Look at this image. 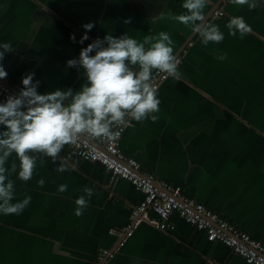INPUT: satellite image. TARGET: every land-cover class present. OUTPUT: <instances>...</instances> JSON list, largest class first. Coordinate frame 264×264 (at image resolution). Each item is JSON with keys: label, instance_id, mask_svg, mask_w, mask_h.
Masks as SVG:
<instances>
[{"label": "crops", "instance_id": "1", "mask_svg": "<svg viewBox=\"0 0 264 264\" xmlns=\"http://www.w3.org/2000/svg\"><path fill=\"white\" fill-rule=\"evenodd\" d=\"M220 1L206 0L203 13L224 39L204 46L191 25L175 19L186 14L183 0H0V43L14 49L0 64L9 84H21L34 72L39 94L68 88L75 93L86 77L66 61L78 59L97 38L125 35L142 42L167 32L174 55L192 41L179 79L169 76L157 90V121H130L119 148L142 172L180 186L187 197L264 243V0L253 9ZM218 8L224 14L211 17ZM234 16L251 28L243 37L228 34ZM90 22L87 40L69 39L75 34L79 41L82 25ZM30 155L37 158L33 177L16 180L13 200L28 195L30 204L19 215L0 213V264H245L177 214L170 218L173 230L141 223L111 258L98 261L102 249L116 248L119 238L110 230L127 224L141 193L126 179H110L100 164L75 156L68 145L56 163L42 153ZM62 161L69 170L60 173ZM41 178L43 187L37 185ZM61 184L67 185L64 193L58 192ZM85 187L94 195L77 217L74 202Z\"/></svg>", "mask_w": 264, "mask_h": 264}, {"label": "clouds", "instance_id": "2", "mask_svg": "<svg viewBox=\"0 0 264 264\" xmlns=\"http://www.w3.org/2000/svg\"><path fill=\"white\" fill-rule=\"evenodd\" d=\"M230 2L247 4L249 9L257 7V0ZM205 4L206 0H183L181 7L186 14L175 19L185 26L191 25L192 32L202 38V45L219 44L224 34L218 25L205 22ZM82 27L85 31L80 40L71 34V41L82 44L94 24L90 22ZM226 27L230 36L239 33L243 37L251 31L241 16L231 17ZM172 44L167 32L146 35L142 42L125 35L106 34L103 39H95L80 50L78 59L66 61L67 67L82 68L86 77V83L75 93L68 88L39 94L40 82H34L35 73L24 75L18 94H10L0 103V213L19 215L30 204L28 195L13 203L16 180L27 182L33 177L37 158L30 153H42L56 163L64 146L73 145L82 137L111 141L119 135L113 129L130 121L150 118L156 122L158 117L154 113L159 112L160 101L154 75L163 73L176 79L180 76ZM13 51L11 44L0 43V61ZM217 58L223 60L225 56ZM6 77L7 72L0 64V80ZM13 155L16 159L10 162ZM68 170L63 161L56 169L60 173ZM44 183L43 178L37 181L39 187ZM66 190V184L59 185V193ZM83 192L74 202L77 217L83 215L94 195L92 188L85 187Z\"/></svg>", "mask_w": 264, "mask_h": 264}, {"label": "built area", "instance_id": "3", "mask_svg": "<svg viewBox=\"0 0 264 264\" xmlns=\"http://www.w3.org/2000/svg\"><path fill=\"white\" fill-rule=\"evenodd\" d=\"M226 0H221L220 4ZM221 9L214 10L211 17L222 16ZM209 23L207 19L205 21ZM193 44L189 41L175 56L178 67L186 52V48ZM169 76L161 73L154 75L157 90ZM6 79L0 80V100L4 102L10 94H18L21 84H9ZM130 124L114 128L119 135L114 140H91L82 137L73 145H68L71 152L80 159L100 164L108 173L110 179L123 178L129 181L141 193V199L132 207L128 222L121 228L111 229L110 233L118 236L119 240L113 251L102 249L97 260L111 258L119 247L130 238L136 228L145 223L159 231H171L174 224L170 221L172 215L177 214L190 224L196 232L202 233L207 242L220 243L232 253L238 255L245 264H264V243L254 239L230 223L218 212L207 208L193 198L187 197L180 186L165 180H156L151 174L141 171L139 162L125 156L119 148L120 138L125 128Z\"/></svg>", "mask_w": 264, "mask_h": 264}, {"label": "water", "instance_id": "4", "mask_svg": "<svg viewBox=\"0 0 264 264\" xmlns=\"http://www.w3.org/2000/svg\"><path fill=\"white\" fill-rule=\"evenodd\" d=\"M217 7H218V5L214 6V9L217 8ZM205 21H206V20H205ZM6 84L9 85V83H6Z\"/></svg>", "mask_w": 264, "mask_h": 264}]
</instances>
